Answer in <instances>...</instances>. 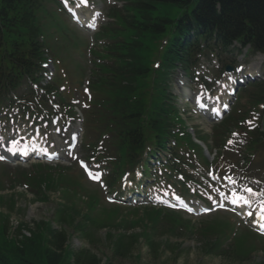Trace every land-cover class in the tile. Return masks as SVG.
I'll return each mask as SVG.
<instances>
[{
	"label": "trees",
	"instance_id": "trees-1",
	"mask_svg": "<svg viewBox=\"0 0 264 264\" xmlns=\"http://www.w3.org/2000/svg\"><path fill=\"white\" fill-rule=\"evenodd\" d=\"M118 1L121 7L109 9L110 21L99 33L105 43L94 52L90 97L82 111L84 152L88 159L106 163L108 184L115 191L126 171L139 168L148 176V155L168 152V173L174 175L186 165L177 154L183 145L200 151L183 127L174 131L178 115L168 91L174 69L190 74L197 55L229 52L233 42L248 44L252 52L264 54V0ZM59 13L56 0H0V106L12 104L10 92L27 81L39 82L44 71L41 64L52 50H78L71 33L61 25ZM42 90L44 97L54 92L51 87ZM242 97L250 110H256L264 104V83L248 86ZM233 119L229 116L215 128L216 146L228 136ZM250 135L241 154L248 166L264 151V129L257 128ZM46 169L34 176L21 175L16 184H22L39 201L58 192L63 199L54 209L58 229L51 221L41 220L31 228L19 222L12 231L10 218L18 213L15 197L0 196V204L6 207L5 212L0 211V264H114L111 258L102 261L86 249H72L65 229L81 237L105 229L104 242L114 258L128 256L139 238L156 249L149 237L152 234H168L173 239L185 233L197 235L206 256L232 255L244 261L252 250L240 249L238 239L227 243L233 230L227 220L214 218L196 232L179 214L165 209H144L141 218H126L119 215L118 206L104 203L95 191L67 179L64 169L51 175ZM81 196L87 197L86 201ZM138 226L142 227L140 233H133Z\"/></svg>",
	"mask_w": 264,
	"mask_h": 264
},
{
	"label": "rangeland",
	"instance_id": "rangeland-1",
	"mask_svg": "<svg viewBox=\"0 0 264 264\" xmlns=\"http://www.w3.org/2000/svg\"><path fill=\"white\" fill-rule=\"evenodd\" d=\"M66 1L72 4L71 10H73L76 6V0ZM113 2L114 0H100V2L98 0H87V4L84 7L80 8L78 12V17L80 18L79 20L83 22L87 20L92 21V25L95 27L94 31L92 32L79 28L78 25L70 21L71 19L66 17L65 15H62L63 20L73 30V32L77 35L76 37L82 43L86 44L87 42L91 47L93 34L100 30V28H102L101 26L105 20V10L107 8V4L109 3L110 5L111 3L113 4ZM100 7L101 10H98L100 9ZM94 12H99L96 18L94 17ZM58 16L60 20V13L58 14ZM86 49L87 48L83 49L84 54H86L87 52ZM69 52H71L72 54L67 57L68 61L74 60L78 63L81 62V58L79 59V55H77L75 52H72V50H70ZM81 57L83 58V56ZM258 59L260 60V58L257 57H245V60H243L241 56L237 60V62L234 63L238 64L237 66L248 65L249 63L256 64L259 63ZM84 64L86 63L84 62ZM205 64L207 65V63L201 62L200 67H202V70H197L200 75L206 74V70L203 69L206 68ZM209 66L211 67L210 69L219 67L218 63H216L215 61H213ZM71 67L72 66H68V68H66L65 65H58L56 75H58L61 80L56 82V91L63 94V97L68 100V105H76L77 111H80V108L84 107L86 103V99L84 98V96H86L85 88H87L86 85L90 81L91 77L89 72L87 71L85 78H83L82 83L80 84V81L76 80L77 78L72 74V71L70 69ZM227 76L228 75L224 74L223 77ZM175 79L178 80V76H176ZM208 79L212 81V75L209 76ZM222 82L225 83V80ZM222 82L218 86L213 84V82H208V86H204L197 81H193L192 83H190L188 80H183L182 83L179 84V86H176L175 89H173L174 93L179 96L178 102L183 106L185 111L188 110L187 116L193 118L192 121L186 119V115L182 112L183 117L186 119L187 125L190 126V128H194L196 131L202 132L203 134L210 133V127L212 124H209L201 120L200 118H197L194 114L193 109L191 108V104L188 101L193 99L195 93L200 90L207 92V94L209 95L217 94L222 89ZM54 102L57 103V100H55ZM42 109H44V107H42ZM4 112H7V117L1 119L0 121V134H5L4 139H8L13 142L11 149L15 147L19 148V146H21L20 143H23L24 140L27 141L28 138L33 136L32 132L33 127L35 126L29 122L28 118L17 114L16 110L5 111L3 109L1 113ZM13 114L15 118L14 120L12 119ZM68 121L71 122V124L67 127L62 121L57 122L56 125H53V123L50 122L46 124L40 121L37 125L39 128V137L36 141H38L39 144L40 140H45V148L48 151L63 150L62 152L64 154V151L67 152V144L70 136L78 134V145L75 151H71L68 157H65V155H63L62 158H59L56 163L50 165L51 168H54V166H63L64 168H67L68 170L66 173L68 175H71L72 179H76V176L80 172V170L77 165H75L76 163L74 159L76 157L77 159H84L85 156L81 147L83 132L81 130V118H79V120L78 118H76L75 120ZM54 128L58 130V135L54 134ZM62 152H60V154H62ZM42 161L44 160H28L27 162L20 163L18 165L13 162L8 164H0V185L3 187V189L0 190V196H9V194H14L16 197L15 206L21 209L19 210L17 215L14 214L11 217V221L13 223L22 222L26 226L31 228L33 222H38L41 220L54 221L53 213L56 206L55 204L60 203V197L57 194L50 193L48 195V201L38 203L33 200L32 195L28 191L26 192L22 189V187H19L22 185H13V182H18L21 180V174H23L24 177L38 175L39 172L37 171V169L39 168L36 167V164H42ZM96 168L98 169V167ZM188 172L191 173L193 177H195V180L193 182H197L198 184L187 183L186 186L184 185V187L186 188L185 191L181 190L182 185H173L170 183V181H165V183H162L160 180L154 182L151 180L141 179L143 185L138 187V190L139 194L146 193L145 196H149L147 200L145 199V201L148 203L145 204L146 207H160L158 205L162 206L163 203H160L155 199L150 201L148 200L151 197L162 199V196L160 194L163 193H167L169 196L179 195L186 202L193 203L195 208L203 205L202 202L198 200V197L206 199V201L208 202L206 203V206H212V204L216 202L215 198H217L215 187H219L221 184L228 188L227 190H229V194L231 196H234L236 198L242 197L246 199L249 202L247 204H245L243 200H239L241 201L242 205H248V209L249 207H251L250 211H253L252 207L254 205H259L260 201H264V196L262 197L256 192L251 191L250 194L249 192L245 191V189H237L233 184L226 185L223 181L218 182V179H216V183L211 182V180H213V177L206 175V169H200L198 167V164H195V168L189 170ZM126 176L128 178V181L130 182L131 179L128 177V175ZM136 176H140L139 171L136 173ZM86 184L87 185L85 186V189L87 191L95 190L98 193L100 199L107 203L105 195L106 192H103L98 187V185H92L88 182ZM128 195L123 196L122 201L118 203L122 204L121 206H123L122 208H120L119 215H122L126 218H141L144 215V208L138 207H143L144 205L132 202L133 193L129 192ZM128 197L130 198L128 199ZM134 208H137V210H133ZM5 210V205L0 204V211L5 212ZM211 215L222 216L223 221L226 219L233 221L236 225L239 224L240 228L242 229L250 228L248 221L244 220L246 212L245 214L242 213V216L239 217V220L232 217L229 218L230 215L224 212H215ZM211 215L189 216L181 214V217L189 222V226L194 228L195 231H199L200 229L204 230L203 228H200L201 226L205 225V223H209V221L212 220L210 219L212 218L210 217ZM247 216L250 217L249 214ZM249 220H251V218ZM55 227L56 229H58V224H56ZM141 229L142 227L138 226L135 227L132 232L140 233ZM65 232L69 237L68 244L72 249H86L98 256V258L102 259V261L105 259L104 257L111 258L114 264H258L260 262H263L264 264V257L262 256V253L256 252L259 251V245H257L258 249L255 251V253L249 256L248 261H241L238 258H234L232 255L206 256L200 249L201 246L199 236H189L186 235V233L182 237L176 239L168 236V234L161 236L153 234L150 235L149 237L153 239L154 243L157 244H155L156 249L148 247L147 242L142 238H139L137 244L132 249L133 251L128 254V256H123L124 258H114L111 257L108 245L104 242V237L106 236L107 232L105 229H94L90 232V236L86 237H81L80 234L74 233L69 229H65ZM253 237L255 238V236ZM253 237L251 235H248V241L251 246H253L252 241H255ZM256 239L258 240V238Z\"/></svg>",
	"mask_w": 264,
	"mask_h": 264
},
{
	"label": "snow or ice",
	"instance_id": "snow-or-ice-1",
	"mask_svg": "<svg viewBox=\"0 0 264 264\" xmlns=\"http://www.w3.org/2000/svg\"><path fill=\"white\" fill-rule=\"evenodd\" d=\"M10 151H11V149H10ZM2 158H3V157H0V159H2ZM82 166H83V165H82ZM89 175H92V174L89 173ZM245 191H247V192H249V193L251 194V189H245ZM237 199H241V200H243V202H244L245 204L249 203L246 199H244V198H242V197H239V198H237ZM237 199H233V200H232V203H237ZM258 206L261 208V211L257 213V216H258V218H259L262 222H264V201H260V203H259ZM189 211H190V209H189ZM249 215H251V213H249Z\"/></svg>",
	"mask_w": 264,
	"mask_h": 264
}]
</instances>
